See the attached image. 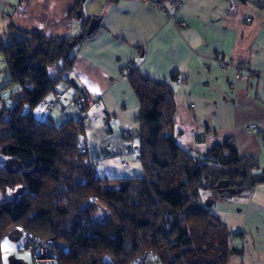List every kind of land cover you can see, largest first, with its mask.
I'll return each mask as SVG.
<instances>
[{"label": "trees", "instance_id": "obj_1", "mask_svg": "<svg viewBox=\"0 0 264 264\" xmlns=\"http://www.w3.org/2000/svg\"><path fill=\"white\" fill-rule=\"evenodd\" d=\"M89 36L78 42V37L34 33L0 46L10 83L18 86L11 95L13 106L0 111V242L13 236L12 229L52 237L49 264H133L145 250H153L160 264H227L230 255L242 253L232 240L243 233L232 234L211 213L202 193L229 197L227 188H217L219 182L238 189L242 178L241 190L253 186L260 180L253 176L251 183L249 170L256 164L238 156L231 138L203 156L177 145L174 77L155 80L134 66L125 73L140 103L138 149L144 176H101L80 145L86 133L82 117L56 125L32 113L56 90L74 62V50ZM52 67L58 76H50ZM79 93L75 102L85 111Z\"/></svg>", "mask_w": 264, "mask_h": 264}, {"label": "crops", "instance_id": "obj_2", "mask_svg": "<svg viewBox=\"0 0 264 264\" xmlns=\"http://www.w3.org/2000/svg\"><path fill=\"white\" fill-rule=\"evenodd\" d=\"M179 1L177 11L167 4L171 21L142 0H0V46L34 33L74 38L84 32L87 17L99 19L97 29L74 50V62L61 81L91 101L84 111L91 117L85 126L86 150L97 173L107 178L144 176L140 103L125 67L131 64L155 80L174 77L177 145L203 156L231 138L238 156L256 164L249 175L260 180L239 194L221 196L220 206L210 211L232 234L243 233L232 240L242 253L230 255L227 264H264V143L260 134L246 129L264 124V5L257 0ZM181 22L186 26L179 27ZM217 52L244 63L249 79L235 80L232 68L223 71L213 61ZM6 65L0 53V72ZM0 82L5 87L11 75L0 76ZM78 108L65 116H34L59 125L81 117Z\"/></svg>", "mask_w": 264, "mask_h": 264}, {"label": "rangeland", "instance_id": "obj_3", "mask_svg": "<svg viewBox=\"0 0 264 264\" xmlns=\"http://www.w3.org/2000/svg\"><path fill=\"white\" fill-rule=\"evenodd\" d=\"M49 72H50L51 77L58 76L56 67H52V69H50ZM6 74H9L7 70L6 71L3 70L0 72L1 77H3ZM64 75H65V72L62 73L61 79L64 78L63 77ZM17 87H18L17 85L11 84V83L6 85L5 87L0 85V111L2 107L11 108L13 106L11 95L15 93V89ZM75 98H76V91L74 90L73 87H71L70 83L68 85V83H63L62 81H60L59 84L56 86V90L48 93L47 96L42 100V102L32 109V113L36 115V117L38 118L42 116H49L50 114H52V116H54V114H57V115L60 114L62 116H65V114H72L73 112L72 110H74L75 107L78 108L75 102ZM49 101L52 102V104H55L54 109H49L50 108L48 107L49 103L47 104V102ZM79 102H82V101L79 100ZM84 103L86 106H88L85 99H84ZM24 108H25L24 111L27 110V107H24ZM38 110H40L39 113H36ZM78 110L80 112V114L77 112L79 115L83 114L82 116L90 117L88 113L81 111L79 108ZM42 112L46 115L40 114ZM44 118H48V117H44ZM68 118H71V117H68ZM83 139L85 140V138ZM85 147H86V140H85ZM203 194L204 193H202V195ZM221 196L222 195L220 194H214L213 199L215 200V202L213 204L215 205L211 204L210 207L213 208L214 206L215 208H218L220 206L218 201L220 200ZM209 199H210L209 197L208 199H205V204L208 202ZM103 215L105 214H102L99 217H104ZM12 231L14 232L13 235L18 236V239L16 240L11 239L8 236V234L3 239H1V242H0L1 264H11L12 263L11 260H14V259L21 261V264H35L34 258H32V253L29 250H27L26 247H23L22 234L25 233V230L17 232L16 230L12 229ZM28 233L30 234V232ZM156 264H160V263L156 262Z\"/></svg>", "mask_w": 264, "mask_h": 264}, {"label": "built area", "instance_id": "obj_4", "mask_svg": "<svg viewBox=\"0 0 264 264\" xmlns=\"http://www.w3.org/2000/svg\"><path fill=\"white\" fill-rule=\"evenodd\" d=\"M147 6L158 9L163 15H167L168 19L173 21L172 15L169 14L168 9H166L167 4H171L174 9L177 11L179 6L181 5V1L179 0H142ZM259 5H264V0H257ZM185 22L179 23V27H185ZM213 61L216 62L217 65L223 70L226 71L228 68H232L234 71L235 80H248L251 76V72L247 70L246 65L242 62L233 63L232 61L224 59L222 53L217 52ZM133 69V66L129 64L125 67V73L129 72ZM246 73V74H244ZM184 85V83H182ZM87 105L91 103V101L86 100ZM54 104L49 103L48 107L54 108ZM91 120V117L82 116V121L87 126ZM247 131L258 133L261 136V141L264 143V124H251L247 126ZM124 135L127 136L128 132H124ZM81 140V147L85 146V140L83 138ZM23 236V247H26L32 253V258H34L35 264H49L52 260V254L54 251V238L48 237V239L38 238L32 234L27 232L22 234ZM156 258V253L152 250H145L138 255L133 264H151L153 260Z\"/></svg>", "mask_w": 264, "mask_h": 264}, {"label": "water", "instance_id": "obj_5", "mask_svg": "<svg viewBox=\"0 0 264 264\" xmlns=\"http://www.w3.org/2000/svg\"><path fill=\"white\" fill-rule=\"evenodd\" d=\"M88 24L89 25H88L85 33L84 34H79L77 36L79 39H82L85 35L87 36V35L92 34L97 29V27L100 24L99 23V19L98 18H93V19L90 20V22ZM74 43H75V40H74V42H72L70 44V46L72 47L74 45ZM243 175H244V177L247 175L246 171H244ZM250 179H251V183L253 184L254 183V179L252 177ZM243 183H244V179L242 178L239 182L236 183V187H238V189H237L235 187L229 188V182L228 181H224V182H219L217 188L218 189L219 188H227V192H229V194H237L238 192H242L241 186H242ZM206 204H207V206H210L211 205V200L209 199ZM8 236L11 239H15V240L17 239V236H11V234H8ZM11 261H12L11 264H21V261L16 260V259L11 260Z\"/></svg>", "mask_w": 264, "mask_h": 264}, {"label": "bare ground", "instance_id": "obj_6", "mask_svg": "<svg viewBox=\"0 0 264 264\" xmlns=\"http://www.w3.org/2000/svg\"><path fill=\"white\" fill-rule=\"evenodd\" d=\"M84 33H85V32H84ZM76 38H77V37H76ZM79 41H80V39L78 40V42H79ZM70 42H71V41H70ZM69 44H70V43H69ZM76 44H77V43H76ZM76 44H75V45H76ZM68 47H69V46H68ZM71 48H72V47H71ZM73 48H74V47H73ZM73 48H72V49H73Z\"/></svg>", "mask_w": 264, "mask_h": 264}]
</instances>
